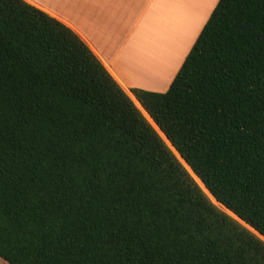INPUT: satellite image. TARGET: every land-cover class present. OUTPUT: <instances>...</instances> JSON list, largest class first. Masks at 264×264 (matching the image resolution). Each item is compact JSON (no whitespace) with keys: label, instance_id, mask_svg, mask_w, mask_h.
<instances>
[{"label":"trees","instance_id":"16d2710c","mask_svg":"<svg viewBox=\"0 0 264 264\" xmlns=\"http://www.w3.org/2000/svg\"><path fill=\"white\" fill-rule=\"evenodd\" d=\"M229 8L214 6L166 91L126 92L65 24L0 0V259L264 264V154L239 155L212 126L231 106L218 58L204 96L189 91L202 54L239 46L238 21L264 16V0ZM249 39L238 66L258 77Z\"/></svg>","mask_w":264,"mask_h":264},{"label":"snow or ice","instance_id":"6c2138e0","mask_svg":"<svg viewBox=\"0 0 264 264\" xmlns=\"http://www.w3.org/2000/svg\"><path fill=\"white\" fill-rule=\"evenodd\" d=\"M243 2L244 0H213L216 13L221 9L227 13L230 11V5ZM233 23L237 21L233 20ZM238 23L241 26L235 31L244 42L239 46L232 45L230 48H223L217 41L211 55L202 54V65L193 72L189 91L194 98L197 97V93L199 97L204 96L201 90L203 80L199 78L203 75V69L212 63L214 58H218L215 74L221 76L220 84L224 86L222 94L228 95L231 106L225 104L219 109L220 114L216 118L219 123L213 122L212 126L216 129L217 135H226L232 140L235 145L233 151L239 155H246L253 149L264 154V67L261 68V75L257 77L255 69L251 66H245L243 69L238 66V63H242L238 61L241 54L251 51L248 45L252 43L249 37L253 35L259 46L261 58L264 59V16L259 19L258 28H254L253 23L247 20L241 19ZM247 58L252 59L253 57L248 56ZM225 78H228L227 84L224 83ZM2 89L3 85L0 84V95H2ZM260 236L264 239V232H261ZM261 254L264 255V247L261 248Z\"/></svg>","mask_w":264,"mask_h":264},{"label":"crops","instance_id":"0c3cea01","mask_svg":"<svg viewBox=\"0 0 264 264\" xmlns=\"http://www.w3.org/2000/svg\"><path fill=\"white\" fill-rule=\"evenodd\" d=\"M24 1L73 30L126 92L131 88L156 92L152 89L155 86V74H147V68L140 67L141 52L137 54L139 59L136 64H128L125 70L130 77H125L119 70V64L122 62L123 65V52L127 46L124 41L127 38L130 40V34L136 30L138 20L147 13V9L155 0ZM126 54H129V51ZM139 69L141 72L138 73ZM0 264L7 263L0 259Z\"/></svg>","mask_w":264,"mask_h":264},{"label":"rangeland","instance_id":"374dc122","mask_svg":"<svg viewBox=\"0 0 264 264\" xmlns=\"http://www.w3.org/2000/svg\"><path fill=\"white\" fill-rule=\"evenodd\" d=\"M214 6L213 0H155L138 20L130 40L124 41L127 46L123 65L119 64L121 73L130 77L125 70L140 57V67L147 68V74H155L152 89L166 91Z\"/></svg>","mask_w":264,"mask_h":264},{"label":"water","instance_id":"95a60500","mask_svg":"<svg viewBox=\"0 0 264 264\" xmlns=\"http://www.w3.org/2000/svg\"><path fill=\"white\" fill-rule=\"evenodd\" d=\"M215 201V200H214Z\"/></svg>","mask_w":264,"mask_h":264}]
</instances>
